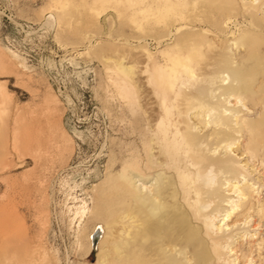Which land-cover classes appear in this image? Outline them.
Returning a JSON list of instances; mask_svg holds the SVG:
<instances>
[{
    "label": "rangeland",
    "instance_id": "obj_1",
    "mask_svg": "<svg viewBox=\"0 0 264 264\" xmlns=\"http://www.w3.org/2000/svg\"><path fill=\"white\" fill-rule=\"evenodd\" d=\"M128 1L132 7L121 5ZM128 1L0 0V264H94L96 251L84 259L89 235L119 221L117 194L129 178L135 188L123 207L157 187L182 229L177 249L197 241L208 264H264V0ZM217 54L255 69L242 83L251 99L231 97L226 111L241 131L230 143L184 147L175 166L162 150L176 147L178 130L211 143L221 128L212 126L225 110L221 89L213 90L220 84L198 76ZM173 59L181 64L164 100L156 82ZM220 77L239 84L227 72ZM197 84L206 87L207 104L185 115L183 97ZM203 117L205 128L197 124ZM256 121L259 157L245 151L244 123ZM200 153L225 167L194 166L188 155ZM146 165L156 169L144 181L138 170ZM206 175L204 190L217 188L218 198L195 194ZM157 177L186 182L161 190L152 187ZM215 208L212 229L221 230L209 238L205 215ZM190 252L176 256L193 264Z\"/></svg>",
    "mask_w": 264,
    "mask_h": 264
},
{
    "label": "bare ground",
    "instance_id": "obj_2",
    "mask_svg": "<svg viewBox=\"0 0 264 264\" xmlns=\"http://www.w3.org/2000/svg\"><path fill=\"white\" fill-rule=\"evenodd\" d=\"M85 1L86 3L90 2L91 5L98 3L99 1H102L104 3L111 2V0ZM116 1L119 2L120 0ZM152 1L157 2L158 0ZM58 4L59 6H61L60 3ZM127 4L129 5V7L133 6V3H130V1L121 2V5L123 6H127ZM171 6L175 7L174 5ZM66 15L68 16V12H66ZM169 62V68L161 70V72L158 74V81L156 82L158 89L161 91L162 99L164 100H169L170 98L174 83L176 81V77L178 76V69L181 64L179 59H173ZM193 62V60L190 61V67H197V64H193ZM232 62L233 60L231 58H228L227 55L217 54L210 59V62L208 61L206 63L207 66L204 67L202 69V73L198 75L199 78H201L199 80L200 83L205 81L208 84L211 83L212 85L214 83L220 84L213 90L217 88L221 89L217 95V103L220 106L225 107V110L221 112V116L218 115V121L212 123V126H221L218 132H215L214 130L210 134V136L215 135L216 138L211 143H208V135L196 136L192 134L188 129H180L178 130L179 133L177 137L181 138V140L176 144V147L173 149L167 148L165 150H162V155L165 160H171V156L174 155L175 166L176 164L179 165L180 153L184 147L192 150L198 143H206L205 147H209L213 142H215L217 146L224 142L230 143L233 133L235 134L241 131V126H239L238 129L234 130V128L232 127V116L226 114V111L228 108L234 107L228 106L231 97H236V95H238L237 98H239L240 94L244 93L247 98L251 99L252 93L246 83L254 75L255 69L250 70L244 65V63H238L237 66L232 67ZM226 72L231 78H233L234 81L237 80L239 84H237L235 87H233V85L223 84L225 79L224 77H220V74L223 76ZM217 80L219 81L217 82ZM243 81H245L246 83L242 84ZM212 85L210 87H212ZM205 90L206 87L204 85L197 84L195 89L184 95L183 103L188 106L187 110L185 111V115H187L188 111L196 107L205 106V104H207L205 98L200 97V94H203ZM209 102L211 103V100H209ZM210 106L213 107V104L211 103ZM163 118L164 117H161V119ZM208 123L209 122H206L205 117H203V120L199 121L197 124L202 125V128H205ZM238 124L239 123H236V125ZM261 125L262 121L244 123V126L249 132V143L246 146L245 151L250 153L254 157H259L260 155L259 142L262 136V131L260 129ZM223 127H225V129H222ZM240 150L241 147L237 148L235 152ZM199 157L205 156L203 153H200V155L198 156L188 155V159H190L192 164L194 166H197L198 168H204L206 164H214L220 166L224 165V167L226 164L224 160L219 158H206V160H202ZM155 169L156 166L152 167L150 165H146L143 171L138 170V175L141 179L146 180L148 177V175H146V171H154ZM225 169L226 173H235L234 170H230L229 167ZM132 180L133 178H129L128 182L130 184H124L122 186V189H120V193L117 194V197L119 198V202L117 203L119 207L118 212H121V215L118 219L119 221L117 223L103 225V227L101 228V236H98V233H100L101 230L97 231V228L93 229L86 244L84 259L88 261L90 259V251H96V261L94 264H191V260L189 258H179L176 256V253H178L179 256H184L187 250H189L191 251L190 253H192V257L194 259L193 264H208V261L211 260V258L209 257V253L207 252V249L199 245L197 241L187 243L184 248L177 249V246H179L181 242L178 239L182 235V229H180L176 225H173L174 221L170 220L171 212H169L167 208H164V203H161L162 197L161 193L158 194L159 190L157 189V187L153 188L152 190H149L150 187L145 189L142 198L138 200V204L136 203V207L135 205L134 207L130 206L129 209L127 207H123L125 206V203H123L122 201H124L131 193L134 192L135 187L134 185L131 186ZM162 181L163 180H161V178L158 179L157 177L154 185L151 186L155 187L157 184H159L158 186L162 190L163 186L165 185V188L171 187L174 189V191H179L183 188L182 186L186 182V180L182 177L175 181L170 179L167 182ZM210 182L211 178L208 175H206V177L197 178V184L194 187L195 194H207V200L214 196L218 198L219 196H217V188H214L212 191L204 190V186L210 184ZM139 190L141 191V189ZM247 193V191L242 190V193H240V195H245ZM154 195L157 198L153 199L152 197ZM243 205L245 204L243 203ZM235 207H238V205L235 204ZM239 207L241 208L242 204H240ZM147 208H149V210H147ZM215 211H217L216 208L205 215V217L207 218V221L205 222V229L206 234L209 238H212L211 236L213 233L218 234V231L221 230L219 227L216 228L215 231H213L212 229L213 222L217 218L216 214H214ZM165 212L168 213L166 218H163L162 215ZM228 216L229 214L227 215V217ZM174 227H176V229ZM168 253L172 254L167 255Z\"/></svg>",
    "mask_w": 264,
    "mask_h": 264
}]
</instances>
